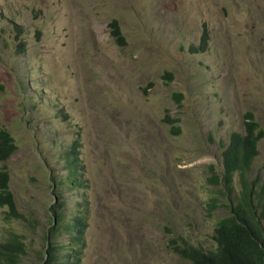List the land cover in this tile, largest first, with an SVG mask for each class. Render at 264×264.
<instances>
[{
	"label": "rangeland",
	"instance_id": "obj_1",
	"mask_svg": "<svg viewBox=\"0 0 264 264\" xmlns=\"http://www.w3.org/2000/svg\"><path fill=\"white\" fill-rule=\"evenodd\" d=\"M113 18L124 46L110 35ZM204 23L208 47L192 53ZM0 84V127L16 144L9 188L26 214L5 220L0 206V240L23 235L19 264L40 263L53 191L60 228L85 215L82 242L58 237L82 245L83 264H191L170 239L216 246L228 208L207 215L206 177L210 164L221 168L220 141L242 130L247 110L264 128V0H0ZM75 139L84 171L73 187L64 153Z\"/></svg>",
	"mask_w": 264,
	"mask_h": 264
},
{
	"label": "trees",
	"instance_id": "obj_2",
	"mask_svg": "<svg viewBox=\"0 0 264 264\" xmlns=\"http://www.w3.org/2000/svg\"><path fill=\"white\" fill-rule=\"evenodd\" d=\"M205 25L204 23L198 44L190 46L192 53H202L208 47L209 35ZM108 27L114 42L124 46L126 39L118 20L111 19ZM20 33L22 30L18 28L15 37L18 38ZM24 51L25 42H19L15 52L21 54ZM165 75L168 79L171 78L170 72ZM173 97L180 102L183 95L175 92ZM162 121L170 126L171 133H180L177 118L166 113ZM263 136L264 128L254 112L247 110L242 116V130L231 131L227 142L220 141L221 168L217 169L214 164H210L209 175L206 177L214 192L207 201V215L211 216L221 206L228 208V214L219 217L214 224V248L194 245L182 236L170 239L171 248L178 256L191 264H264V175H253L258 144ZM79 147V141L75 139L64 153V167L68 169V178H71L73 187L78 185L77 172L81 175L84 171ZM15 148L13 136L5 127H0V206H6L5 220L26 218V214L18 210L9 188L10 175L5 165ZM235 177L237 185L234 184ZM62 204L58 201L50 207L51 211L47 210L52 220L43 233L44 242L38 254L39 264H83V249L76 247L68 252L71 244L59 242L58 237L65 233L71 236V242L81 241L86 229V223L81 219L85 215L83 218L74 216L60 228L59 222L64 216L56 208H62ZM167 232L172 235L171 228L167 227ZM27 252L22 234L10 232L0 240V264H19Z\"/></svg>",
	"mask_w": 264,
	"mask_h": 264
},
{
	"label": "clouds",
	"instance_id": "obj_3",
	"mask_svg": "<svg viewBox=\"0 0 264 264\" xmlns=\"http://www.w3.org/2000/svg\"><path fill=\"white\" fill-rule=\"evenodd\" d=\"M52 186L55 187V183H54V181L52 182ZM58 201H60V198H59V197L57 196V194L53 191V204H56ZM58 208H60V207H57L56 209L58 210ZM81 212H82V210H81ZM75 242H82V240H81V241H75ZM70 243H73V241L70 242ZM77 247H81V248H82V245L77 246ZM73 248H76V247L71 245V247L68 248V252H69V251H73Z\"/></svg>",
	"mask_w": 264,
	"mask_h": 264
}]
</instances>
